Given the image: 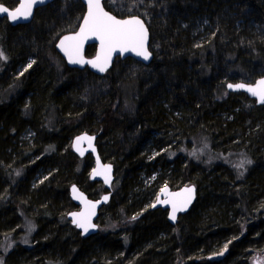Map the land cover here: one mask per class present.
<instances>
[{
    "label": "trees",
    "instance_id": "obj_1",
    "mask_svg": "<svg viewBox=\"0 0 264 264\" xmlns=\"http://www.w3.org/2000/svg\"><path fill=\"white\" fill-rule=\"evenodd\" d=\"M103 5L145 20L147 65L116 59L103 75L68 68L54 43L76 28L79 0H54L27 24L0 18V253L5 236L15 241L4 264H253L264 255V105L226 83L264 75V0ZM82 132L96 135L114 168L88 237L66 217L71 184L90 198L106 191L88 178L92 156L71 150ZM163 184L195 187L175 224L151 208Z\"/></svg>",
    "mask_w": 264,
    "mask_h": 264
},
{
    "label": "water",
    "instance_id": "obj_2",
    "mask_svg": "<svg viewBox=\"0 0 264 264\" xmlns=\"http://www.w3.org/2000/svg\"><path fill=\"white\" fill-rule=\"evenodd\" d=\"M16 5L14 7H8L2 3L0 5L6 7L9 9V11H15L18 7H20L21 0H16ZM54 0H38V2L34 3L31 7V14L28 16L27 19L19 18L16 21H12L8 18L7 13H0V18H5L12 26L20 25V24H27L29 23L32 18L34 11L38 8L44 7L50 3H52ZM81 4L84 6V13L78 22L75 29L72 31L66 32L62 35H60L55 43H54V49L57 52V54L60 56V58L64 61L65 65L68 68L83 70L87 69L89 72H92L96 75H103L105 72H107L114 61L116 59L124 60L126 58H131L143 65H147L151 59H152V52L150 50V32L147 26V23L142 17H139L137 15H130V16H116L110 11H108L104 5V0H100V7L103 9L104 12H106L108 15L115 17L117 20H131L133 18L138 19L141 21V23L144 26V30L146 31V39L144 40V48L149 53L148 59H144L143 56L136 55L135 51H126L121 53L119 49L116 51H113L111 53L110 59L107 60V66L105 68V71H100L98 67H93L91 63H71L69 61V56L66 54L67 51L73 50V45L76 43L75 41H64L65 37H72L76 36L77 33L80 32V28L84 23V18L88 15L89 12V4L88 0H79ZM86 39H82V43L79 49V58H82L84 61H94L97 59V56H101V61H98V63H103V53L101 52V44L100 40L97 39L95 36L91 35V33L87 34ZM61 41H64L63 47L61 46ZM94 46L93 54L90 56H87L85 51L87 46ZM264 80V75L257 77L252 82H235V83H226V89L229 92H243L247 95L248 98L255 100L256 105H264V103L260 102V99L258 96L252 95L250 92L246 91L245 89H230L228 87L229 84L231 85H237V84H244L245 86H251L255 87L257 84V81ZM91 137V141L84 139L80 141L78 144H76L78 137ZM96 135L82 132L77 135H75L70 142L71 150L74 154H76L78 157L82 158L86 155H91L93 158V166L89 171L88 178L90 181L93 182H100L104 188L105 192L100 194L96 198H90L87 196V194L76 184H71L68 188V196L69 200L75 205V208L71 211L67 212L66 217L70 221L71 225L74 226L83 237H88L90 235L95 234L98 231V225H97V219L99 215V211L101 208L106 205L111 196V190H112V184L114 181V168L113 165L110 162L103 161L98 153L97 147H96ZM79 149V150H77ZM83 153V154H81ZM106 168H110L109 170H106ZM95 172H98L99 174H94ZM108 180L106 183L105 180ZM73 188L76 189V192H73ZM162 189H165V191H161ZM186 189H192V192L185 191ZM196 192L195 187L193 185H182L176 189H171L168 185L163 186L157 193L155 200L153 201L151 208L152 209H158L163 208L167 210V219L171 224H175L178 215L183 214L189 210L191 205L193 204L195 200ZM107 197V200L104 198ZM190 201V202H189ZM91 205H95V208H92ZM176 206L177 209H180L176 211L175 213V219H171V214L173 211V206ZM73 213L76 214H83V216H78V219H85L90 217V223L92 227L88 229L87 232L84 231L83 228L77 227L75 223H73Z\"/></svg>",
    "mask_w": 264,
    "mask_h": 264
},
{
    "label": "snow or ice",
    "instance_id": "obj_3",
    "mask_svg": "<svg viewBox=\"0 0 264 264\" xmlns=\"http://www.w3.org/2000/svg\"><path fill=\"white\" fill-rule=\"evenodd\" d=\"M38 0H21L20 7L15 11H9L8 8L0 5V13H7V16L10 20L16 21L19 18L27 19L31 14V7ZM42 2V0H40ZM89 12L88 15L84 18V23L80 28V32L76 36L65 37L64 41H75L72 51H67L66 54L69 56V61L71 63H91L93 67H98L100 71H105L107 66V60L110 59L111 53L119 49L121 53L126 51H135L136 55L143 56L144 59H148L149 53L144 48V40L146 39V31L144 26L138 19L131 20H117L115 17L108 15L100 7V0H88ZM95 36L100 40L101 52L103 53V63H98L101 61V56L98 55L97 59L94 61H84L82 58H79V49L82 43V39H86L87 34ZM64 41H61V46L63 47ZM6 57L0 53V59H5ZM31 67V64L28 66ZM228 87L230 89H245L254 96H258L261 103H264V80L257 81L255 87L245 86L244 84L231 85ZM87 139L91 141V137H78L76 144L80 141ZM79 150V149H77ZM83 154V153H81ZM245 163H251L250 161H242L241 164L237 167H243ZM110 171V168H106ZM94 174H99L95 172ZM107 183L108 180L106 179ZM161 191H165L162 189ZM187 192H192V189H186ZM73 192H76V189L73 188ZM107 200V197L104 198ZM190 202V201H189ZM92 208H95V205H91ZM180 209H177L176 206H173V211L171 214V219H175V213ZM74 219L73 223L77 227L83 228L85 232L92 227L90 223V217L85 219H78V216H83V214H72ZM135 219V217H133ZM227 248V245H225Z\"/></svg>",
    "mask_w": 264,
    "mask_h": 264
},
{
    "label": "rangeland",
    "instance_id": "obj_4",
    "mask_svg": "<svg viewBox=\"0 0 264 264\" xmlns=\"http://www.w3.org/2000/svg\"><path fill=\"white\" fill-rule=\"evenodd\" d=\"M200 152H201L200 150L195 151L193 153V155L195 157H198L200 155ZM154 179H155V174H152L150 177L145 178V183L149 186V185H151L153 183ZM147 185H145V186H147ZM163 185H165V184H163ZM150 203H152V201ZM71 210H69V211H71ZM69 211H67V212H69ZM67 212H66V214H67ZM97 225H98V228H99V224L98 223H97ZM33 231H34V225L31 224V225H28L27 228L25 227V231H24V233H22V236L20 237V241L22 243L29 242ZM14 244H15V241L12 240L10 237H6V236L4 237L3 243H2V247H1V253H0V264H4L5 254L13 248ZM225 251L226 250L222 251L221 253L215 255L214 257L222 256L225 253ZM251 261H252L253 264H264V255H263L262 258L258 257L255 260H251Z\"/></svg>",
    "mask_w": 264,
    "mask_h": 264
},
{
    "label": "bare ground",
    "instance_id": "obj_5",
    "mask_svg": "<svg viewBox=\"0 0 264 264\" xmlns=\"http://www.w3.org/2000/svg\"><path fill=\"white\" fill-rule=\"evenodd\" d=\"M47 50V49H46ZM249 117V116H248ZM244 118V117H243ZM245 125V124H244Z\"/></svg>",
    "mask_w": 264,
    "mask_h": 264
},
{
    "label": "flooded vegetation",
    "instance_id": "obj_6",
    "mask_svg": "<svg viewBox=\"0 0 264 264\" xmlns=\"http://www.w3.org/2000/svg\"><path fill=\"white\" fill-rule=\"evenodd\" d=\"M88 56V55H87Z\"/></svg>",
    "mask_w": 264,
    "mask_h": 264
}]
</instances>
